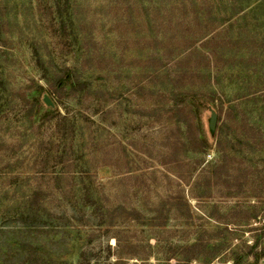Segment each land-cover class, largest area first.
<instances>
[{
    "label": "rangeland",
    "instance_id": "obj_1",
    "mask_svg": "<svg viewBox=\"0 0 264 264\" xmlns=\"http://www.w3.org/2000/svg\"><path fill=\"white\" fill-rule=\"evenodd\" d=\"M257 240L264 0H0V264H234Z\"/></svg>",
    "mask_w": 264,
    "mask_h": 264
},
{
    "label": "trees",
    "instance_id": "obj_2",
    "mask_svg": "<svg viewBox=\"0 0 264 264\" xmlns=\"http://www.w3.org/2000/svg\"><path fill=\"white\" fill-rule=\"evenodd\" d=\"M226 235L227 234L223 235V237H225L227 239ZM229 239L230 238H228L225 241H229ZM200 245L208 246V244H205L204 242H199V243L193 244V246L189 245V248H196L197 246H200ZM257 246H260L258 240H257V244L254 243V245H252V246H248V244L245 243L243 246V252H242L243 255H240L237 252H234L236 254V256H235L236 258H233L234 264H241V263H243V260L245 259V257L253 256L254 254H255V257L258 261L261 256H264V245L260 250H256ZM250 253H253V255ZM247 264H253V263H250V261H249V262H247Z\"/></svg>",
    "mask_w": 264,
    "mask_h": 264
},
{
    "label": "water",
    "instance_id": "obj_3",
    "mask_svg": "<svg viewBox=\"0 0 264 264\" xmlns=\"http://www.w3.org/2000/svg\"><path fill=\"white\" fill-rule=\"evenodd\" d=\"M45 102H46L47 104H51V101H50L49 98H47V97H45Z\"/></svg>",
    "mask_w": 264,
    "mask_h": 264
}]
</instances>
